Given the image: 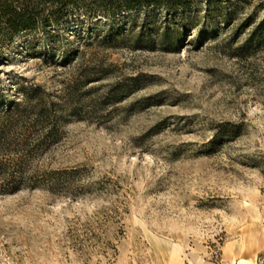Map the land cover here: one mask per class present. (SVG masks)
I'll list each match as a JSON object with an SVG mask.
<instances>
[{"label": "rangeland", "instance_id": "rangeland-1", "mask_svg": "<svg viewBox=\"0 0 264 264\" xmlns=\"http://www.w3.org/2000/svg\"><path fill=\"white\" fill-rule=\"evenodd\" d=\"M238 1L164 40L0 45V101L68 109L39 161L60 187L0 195V264H264V0Z\"/></svg>", "mask_w": 264, "mask_h": 264}, {"label": "trees", "instance_id": "trees-1", "mask_svg": "<svg viewBox=\"0 0 264 264\" xmlns=\"http://www.w3.org/2000/svg\"><path fill=\"white\" fill-rule=\"evenodd\" d=\"M201 7L228 23L243 7L238 0H0V45L12 35L42 30L50 38L73 37L92 44L144 36L167 39L171 25ZM255 19L250 15L245 20ZM0 101V195L24 189H55L68 175L48 170L40 159L59 141L67 102L51 100L43 87Z\"/></svg>", "mask_w": 264, "mask_h": 264}, {"label": "bare ground", "instance_id": "bare-ground-1", "mask_svg": "<svg viewBox=\"0 0 264 264\" xmlns=\"http://www.w3.org/2000/svg\"><path fill=\"white\" fill-rule=\"evenodd\" d=\"M244 263H245V262H244ZM244 263H243V264H244ZM248 264H249V263H248Z\"/></svg>", "mask_w": 264, "mask_h": 264}]
</instances>
